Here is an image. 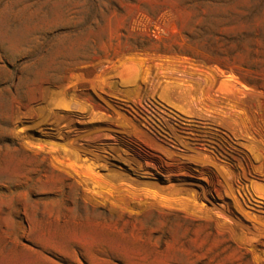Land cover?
<instances>
[{"label":"rangeland","instance_id":"obj_1","mask_svg":"<svg viewBox=\"0 0 264 264\" xmlns=\"http://www.w3.org/2000/svg\"><path fill=\"white\" fill-rule=\"evenodd\" d=\"M0 264H264V0H0Z\"/></svg>","mask_w":264,"mask_h":264}]
</instances>
